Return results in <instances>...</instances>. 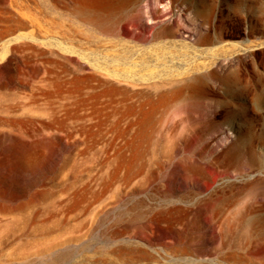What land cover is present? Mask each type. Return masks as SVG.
Listing matches in <instances>:
<instances>
[{
    "label": "rangeland",
    "instance_id": "374dc122",
    "mask_svg": "<svg viewBox=\"0 0 264 264\" xmlns=\"http://www.w3.org/2000/svg\"><path fill=\"white\" fill-rule=\"evenodd\" d=\"M238 3L237 11L222 7L218 13V19L229 23L236 33L228 41L237 46V54L232 48L233 58L221 62L225 67L210 68V75L202 79L201 101L193 106L195 116L188 122L190 126L174 120L169 122V128L159 116H154L149 140L142 145L144 148L141 146L136 160L138 166L144 164L145 170L130 181H124L123 172L111 177L112 164L105 162L109 156L106 143L118 142L113 122H104L96 133H84L79 138L72 134L74 124L69 121L55 124L61 129L60 136L49 138L50 141L0 137V222H14V233L21 234L22 239L21 246L18 241L7 246L0 241V253L25 254L24 264H218L214 256L219 251L231 246L239 248L251 237L244 226L254 218L261 228L255 234L258 247L264 248V166L259 171L255 167L237 170L236 162L227 161L237 140L245 144L253 141L255 153H264V0ZM113 12L117 18L123 15L121 9ZM15 22L2 21L0 31L14 28ZM241 45L249 46L247 56L238 49ZM244 73L252 82L248 108L242 106L239 90L242 79L247 77ZM0 78L8 81L10 105L19 107L23 102L25 106L20 108L26 111L41 108L42 97L39 98L36 86L28 83L24 64L13 61L6 75L0 71ZM185 129L188 132L184 133ZM172 137L182 139V150L170 159L169 152H162H166L165 140ZM121 152L127 158L133 156L128 148ZM209 161L214 166L210 170L205 168ZM215 171L222 176L216 177ZM209 206H214V211ZM217 208L221 212L215 211ZM226 214L230 216L227 218ZM0 234L5 235L1 228ZM47 247L53 248L52 252L39 256ZM118 249H132L136 254L129 258L113 253Z\"/></svg>",
    "mask_w": 264,
    "mask_h": 264
},
{
    "label": "bare ground",
    "instance_id": "6f19581e",
    "mask_svg": "<svg viewBox=\"0 0 264 264\" xmlns=\"http://www.w3.org/2000/svg\"><path fill=\"white\" fill-rule=\"evenodd\" d=\"M233 1L235 3L228 0H0V23L6 19L17 23L13 29L0 31V71L6 75L13 61L24 64L29 76L28 83L36 86L35 89L41 95L39 98L42 97L43 100L41 108L38 107L39 113L32 103L31 107L37 112L20 108L25 106L23 102L19 103V107L12 106L13 103L10 105L8 81L0 78V137L19 140L54 138L60 136V128L57 129L55 124L69 121L74 124L72 134L79 138L82 134L90 136L96 133V129L104 122H113L118 142L111 140L106 143L108 148L105 152L109 156L105 162L108 166L112 164L111 177L123 172L124 181H130L135 174L145 170L144 164L138 166L136 160L141 155V146L149 140L148 130L151 129L150 122H153L154 116H159L167 126L174 120L181 125H189L188 122L195 116L193 106L201 101L202 79L210 75V68H224L225 65H221V62L233 58L230 51L232 48L234 51L237 46L234 47L232 40V44H229L228 40L236 33L229 23L218 19L222 7L237 11L240 0ZM117 9L122 11L120 18L113 14ZM248 45L238 48L244 56L250 50ZM247 77L242 79L241 86L238 84L241 96L235 94L242 97L244 108L247 107L246 102L252 92V82ZM240 106L239 104L237 107ZM161 109L163 111L160 112ZM186 131L188 129L184 133ZM81 139H84L83 136ZM165 142L162 146L166 152L162 153L169 152L170 159L182 150L181 138L172 137ZM252 142L245 144L244 141L237 140L228 153L227 161L236 162L237 170L246 171L255 167L259 171L263 168L264 165L261 164L264 163V153L258 150L256 154ZM124 148L132 150L131 158L121 152ZM111 151L116 152L113 154ZM211 167L214 168L209 161L205 168L210 170ZM214 173L216 177L222 176L218 171ZM218 199L220 198L217 197L216 200ZM213 208L214 206L212 211ZM227 216L230 215L226 214ZM254 219L253 223L246 221V227L244 226L247 229L245 231L250 230V234L247 233L251 237H247V243L244 240L246 244L243 243L239 248L231 249V246L225 248L224 252L219 251L214 256L218 264H264V248L258 247L259 238L256 239L255 235L259 234L261 228L255 224ZM13 223L10 219L0 222V228L5 234L2 237L0 234V241L6 246L21 239V234L14 233L16 228ZM24 245L25 243L22 247L25 248ZM243 245L246 247L243 248ZM52 250L53 248L47 247L38 255L43 257ZM113 253L129 258L136 254L132 249L113 250ZM11 254L1 252L0 264H24L27 261L25 254Z\"/></svg>",
    "mask_w": 264,
    "mask_h": 264
}]
</instances>
